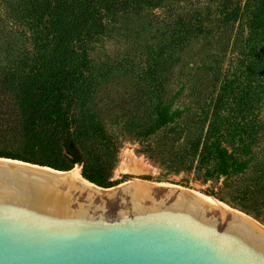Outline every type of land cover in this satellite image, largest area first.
Wrapping results in <instances>:
<instances>
[{
    "label": "rangeland",
    "instance_id": "obj_1",
    "mask_svg": "<svg viewBox=\"0 0 264 264\" xmlns=\"http://www.w3.org/2000/svg\"><path fill=\"white\" fill-rule=\"evenodd\" d=\"M222 1L163 0L155 7H128L106 21L104 33L87 44L91 75L81 86L87 97L74 103L72 113L86 132L79 139L82 150L111 162L109 180L115 184L106 188L129 180L185 188L218 200L264 228V102L259 111L261 129L255 132L251 152L238 155L247 162L243 170L210 174L190 155L196 140L205 136L209 124L206 116L214 111L223 78L234 72L247 36L242 20H221L218 11ZM181 20L199 23L202 31L189 41L179 39L175 45ZM31 43L28 30L9 16L0 0V78L10 73L17 76L19 69L14 62L32 48ZM160 56L172 60L160 76L161 84L148 78L150 66L157 60L154 58ZM155 93H160L170 111L178 110L180 117L164 129L143 136L139 132L152 120ZM13 104V93L0 90V134L7 135L16 123ZM87 114H93L97 124L88 122ZM1 124L7 125V131ZM162 138L167 143L172 141L174 154L160 150ZM22 144L23 137L10 147ZM131 156L141 158L150 169L118 172L122 160ZM174 157L185 161L179 171L170 167ZM245 187H250L252 195L243 194Z\"/></svg>",
    "mask_w": 264,
    "mask_h": 264
},
{
    "label": "trees",
    "instance_id": "obj_2",
    "mask_svg": "<svg viewBox=\"0 0 264 264\" xmlns=\"http://www.w3.org/2000/svg\"><path fill=\"white\" fill-rule=\"evenodd\" d=\"M162 1L3 0L9 16L30 33L32 48L22 52L14 62L19 69L15 78L12 73L0 78V90L5 94L13 93L16 108L12 130L7 135L0 134V157L64 171L79 163L84 179L104 188L114 185L109 180L111 162L104 157L93 158L89 150H82L83 143L79 139L86 132L79 128L72 113L74 103L87 97L81 89L91 75L87 44L94 36L104 33L106 21L115 18L117 13L134 6L155 7ZM218 12L223 22L242 20L247 36L234 72L223 78L214 99V111L206 116L209 124L205 136L196 140L190 155L205 172L227 175L231 170L240 171L246 167L247 162L238 155L251 152L255 132L261 129L264 0H245L242 4L223 0ZM201 29L199 23L179 21L175 45L179 39L189 41L200 34ZM154 59L157 60L151 64L148 78L158 79L161 84L160 76L172 60L161 56ZM154 98L152 120L139 132L143 136L164 129L180 117L178 110L170 111L160 93H155ZM85 117L92 125L97 124L93 114ZM1 125L7 131V125ZM22 137L21 147H10ZM3 143L7 146H2ZM159 147L163 153L174 154L172 141L163 140ZM184 162L174 157L170 167L179 171ZM261 172L264 176V168ZM249 188L245 187L244 195L248 192L252 195Z\"/></svg>",
    "mask_w": 264,
    "mask_h": 264
},
{
    "label": "water",
    "instance_id": "obj_3",
    "mask_svg": "<svg viewBox=\"0 0 264 264\" xmlns=\"http://www.w3.org/2000/svg\"><path fill=\"white\" fill-rule=\"evenodd\" d=\"M66 171L0 157V264H264V228L241 212L173 185L101 191Z\"/></svg>",
    "mask_w": 264,
    "mask_h": 264
},
{
    "label": "bare ground",
    "instance_id": "obj_4",
    "mask_svg": "<svg viewBox=\"0 0 264 264\" xmlns=\"http://www.w3.org/2000/svg\"><path fill=\"white\" fill-rule=\"evenodd\" d=\"M150 169V166L149 164H147L146 162H144L141 158H138V157H128V158H125L122 160V162L120 163V165L118 166V172H130V173H137V172H142V171H146V170H149ZM60 175H65L77 182H80L90 188H93V189H97V190H101V191H107V190H111V189H101V188H98V187H93L92 185H88V182L87 180H85L81 175H80V172H79V168L77 167H74V168H71L70 170L66 171V172H59ZM135 181H139V182H145V181H141V180H129L125 183H128V182H135ZM146 183V182H145ZM163 185V184H162ZM206 198H209L215 202H218L222 205H224L223 203L219 202L218 200L214 199V198H210V197H206ZM225 206V205H224Z\"/></svg>",
    "mask_w": 264,
    "mask_h": 264
}]
</instances>
